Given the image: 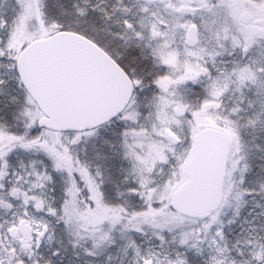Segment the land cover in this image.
Listing matches in <instances>:
<instances>
[{"label": "snow or ice", "instance_id": "obj_1", "mask_svg": "<svg viewBox=\"0 0 264 264\" xmlns=\"http://www.w3.org/2000/svg\"><path fill=\"white\" fill-rule=\"evenodd\" d=\"M0 264H264V0H0Z\"/></svg>", "mask_w": 264, "mask_h": 264}]
</instances>
